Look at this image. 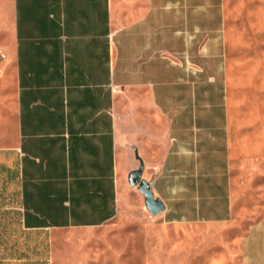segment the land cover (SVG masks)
<instances>
[{
	"label": "crops",
	"instance_id": "1",
	"mask_svg": "<svg viewBox=\"0 0 264 264\" xmlns=\"http://www.w3.org/2000/svg\"><path fill=\"white\" fill-rule=\"evenodd\" d=\"M0 58L7 212L28 234L146 208L140 170L155 219L213 233L236 220L234 186L264 173V122L230 93L246 75L264 88V0H0ZM4 243L0 264H31V240ZM239 247L264 264V216Z\"/></svg>",
	"mask_w": 264,
	"mask_h": 264
},
{
	"label": "rangeland",
	"instance_id": "2",
	"mask_svg": "<svg viewBox=\"0 0 264 264\" xmlns=\"http://www.w3.org/2000/svg\"><path fill=\"white\" fill-rule=\"evenodd\" d=\"M236 84L237 88L230 89V93L243 97L250 108L247 126L260 120L264 122V105L259 100L264 88L260 85L255 96L250 75ZM236 107L233 108L237 112ZM6 160L0 156V253L15 251L8 249L4 242L31 240L33 249L17 250L25 253L24 260L31 264H242L239 241L264 216V173H257L246 175L249 185L234 186L237 206L234 224L213 233L203 228L167 227L145 207L134 203L113 222L97 230L28 234L7 212L14 208L15 180L14 167L7 166ZM246 176L237 173L236 180Z\"/></svg>",
	"mask_w": 264,
	"mask_h": 264
},
{
	"label": "water",
	"instance_id": "3",
	"mask_svg": "<svg viewBox=\"0 0 264 264\" xmlns=\"http://www.w3.org/2000/svg\"><path fill=\"white\" fill-rule=\"evenodd\" d=\"M141 174L142 170L133 172L129 176V183L133 187H138L139 192L145 198L147 211L152 217H156L164 211L165 207L160 200L154 198L151 186L146 181L141 180Z\"/></svg>",
	"mask_w": 264,
	"mask_h": 264
},
{
	"label": "built area",
	"instance_id": "4",
	"mask_svg": "<svg viewBox=\"0 0 264 264\" xmlns=\"http://www.w3.org/2000/svg\"><path fill=\"white\" fill-rule=\"evenodd\" d=\"M0 63H1V58H0Z\"/></svg>",
	"mask_w": 264,
	"mask_h": 264
}]
</instances>
